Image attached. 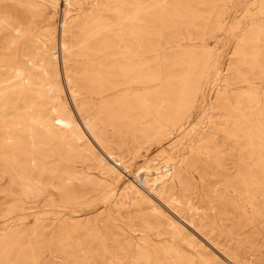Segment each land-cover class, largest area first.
I'll return each mask as SVG.
<instances>
[{
    "label": "rangeland",
    "instance_id": "rangeland-1",
    "mask_svg": "<svg viewBox=\"0 0 264 264\" xmlns=\"http://www.w3.org/2000/svg\"><path fill=\"white\" fill-rule=\"evenodd\" d=\"M52 1L0 0V264H264V0Z\"/></svg>",
    "mask_w": 264,
    "mask_h": 264
},
{
    "label": "bare ground",
    "instance_id": "bare-ground-1",
    "mask_svg": "<svg viewBox=\"0 0 264 264\" xmlns=\"http://www.w3.org/2000/svg\"><path fill=\"white\" fill-rule=\"evenodd\" d=\"M53 1H57V0H53ZM53 1H52V2H53ZM256 4H257V3H256ZM104 10H105V9H104ZM82 30H83V29H82ZM80 32H81V31H80ZM80 32H79V33H80ZM92 35H93V34H92ZM80 37H82V36H80ZM84 38H86V37H84ZM80 39H81V38H80ZM93 39H94V37H93ZM88 40H89V39H88ZM95 40H96V39H95ZM228 40H229V39H228ZM90 42H91V41H90ZM92 42H94V41L92 40ZM84 43H85V42H84ZM85 48H86V47H85ZM76 51H77V50H76ZM78 52H80V51H78ZM85 52H86V51H85ZM82 54L84 55V53H82ZM218 74H219V73H218ZM218 74H217V75H218ZM16 75H17V74H16ZM14 76H15V75H14ZM22 76H23V75H22ZM216 77H217V76H216ZM216 77L214 78V80L216 79ZM15 79H16V78H15ZM25 83H26V82H25ZM25 83H24V84H25ZM25 86H26V85H25ZM1 87H2V86H1ZM1 87H0V88H1ZM22 87H23V85H22ZM26 88H27V87H26ZM13 89H14V88H13ZM9 90H10V89H9ZM25 90H26V89H25ZM1 91H2V90H1ZM5 93H6V92H5ZM9 93H10V91H9ZM2 94H3V93H2ZM1 98H2V97H1ZM205 100H206V99H205ZM38 104H39V103H38ZM26 108H27V106H26ZM30 108H31V107H30ZM179 130H180V129H179ZM113 164H114V162H113ZM104 189H105V188H104ZM115 192H116V191H115ZM35 218H36V217H35ZM21 220H22V219H21ZM20 222H21V221H20Z\"/></svg>",
    "mask_w": 264,
    "mask_h": 264
}]
</instances>
